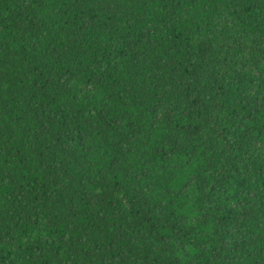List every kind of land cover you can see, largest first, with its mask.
<instances>
[{"label":"trees","instance_id":"obj_1","mask_svg":"<svg viewBox=\"0 0 264 264\" xmlns=\"http://www.w3.org/2000/svg\"><path fill=\"white\" fill-rule=\"evenodd\" d=\"M264 0H0V264H264Z\"/></svg>","mask_w":264,"mask_h":264},{"label":"rangeland","instance_id":"obj_2","mask_svg":"<svg viewBox=\"0 0 264 264\" xmlns=\"http://www.w3.org/2000/svg\"><path fill=\"white\" fill-rule=\"evenodd\" d=\"M246 70L253 74H263L264 73V63L261 60L254 58L252 55H246Z\"/></svg>","mask_w":264,"mask_h":264}]
</instances>
